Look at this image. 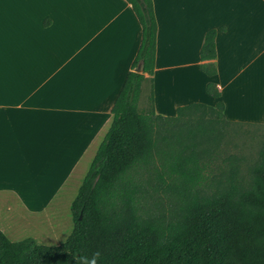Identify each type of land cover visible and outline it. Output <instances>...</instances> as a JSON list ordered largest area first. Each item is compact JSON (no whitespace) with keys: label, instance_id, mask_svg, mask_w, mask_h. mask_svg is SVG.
I'll return each instance as SVG.
<instances>
[{"label":"crops","instance_id":"1","mask_svg":"<svg viewBox=\"0 0 264 264\" xmlns=\"http://www.w3.org/2000/svg\"><path fill=\"white\" fill-rule=\"evenodd\" d=\"M153 3L156 113L221 98L228 120L264 124V0ZM212 27L217 73L208 75L200 50ZM141 38L127 0H0V228L10 239L32 213L56 222L58 197L80 187Z\"/></svg>","mask_w":264,"mask_h":264},{"label":"trees","instance_id":"2","mask_svg":"<svg viewBox=\"0 0 264 264\" xmlns=\"http://www.w3.org/2000/svg\"><path fill=\"white\" fill-rule=\"evenodd\" d=\"M127 1L142 38L112 107V123L71 203L73 230L61 244L46 245L32 237L12 240L0 228V264H264V146L247 179L240 166L231 165L224 180L208 184L214 189L201 186L206 175L200 156L218 144L219 124L234 122L225 116L214 81L206 89L220 98L215 105L191 102L175 115L156 113L154 3ZM216 33L215 27L206 31L200 50V67L208 75L217 73ZM140 62L142 72L135 70ZM146 81L149 103L141 107ZM167 120L171 125L164 128L161 121ZM145 171H156L183 199L173 219L153 215L143 203Z\"/></svg>","mask_w":264,"mask_h":264},{"label":"rangeland","instance_id":"3","mask_svg":"<svg viewBox=\"0 0 264 264\" xmlns=\"http://www.w3.org/2000/svg\"><path fill=\"white\" fill-rule=\"evenodd\" d=\"M149 88L150 83L146 81L140 100L141 107L148 106ZM161 122L164 128L171 125L169 120ZM219 126L222 129L218 137V144H215L211 152L200 156L198 161L202 167L203 174L206 175L201 186L206 188L208 192L216 187L211 185L209 189L208 184H216L217 180H224L223 175L231 165L240 166L244 179H247L250 167L258 161L260 151L264 146V124L222 122ZM206 145L207 143L204 142L201 147ZM156 164L159 168L161 167L160 160H157ZM155 175L156 171L150 174L145 171L142 176V183L147 189L143 203L153 215L164 219H173L178 214L183 199L167 188L166 182L156 178ZM74 184L76 182L66 188L57 199L59 202V217H57L56 222L52 221L48 214L32 213L28 215V219L17 221V225L11 230V233H13L11 238L13 240H22L32 237L38 243L46 245H59L64 242L74 227L71 202L79 188V185L76 186ZM52 222L56 224L53 229L50 226Z\"/></svg>","mask_w":264,"mask_h":264},{"label":"water","instance_id":"4","mask_svg":"<svg viewBox=\"0 0 264 264\" xmlns=\"http://www.w3.org/2000/svg\"><path fill=\"white\" fill-rule=\"evenodd\" d=\"M136 71L142 72L143 71V67H142V62H140L136 67H135Z\"/></svg>","mask_w":264,"mask_h":264}]
</instances>
